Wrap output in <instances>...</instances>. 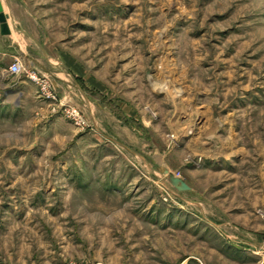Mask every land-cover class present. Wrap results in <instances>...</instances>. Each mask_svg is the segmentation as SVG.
<instances>
[{
    "label": "rangeland",
    "instance_id": "1",
    "mask_svg": "<svg viewBox=\"0 0 264 264\" xmlns=\"http://www.w3.org/2000/svg\"><path fill=\"white\" fill-rule=\"evenodd\" d=\"M12 1L116 126L0 111V264H264V0Z\"/></svg>",
    "mask_w": 264,
    "mask_h": 264
},
{
    "label": "crops",
    "instance_id": "2",
    "mask_svg": "<svg viewBox=\"0 0 264 264\" xmlns=\"http://www.w3.org/2000/svg\"><path fill=\"white\" fill-rule=\"evenodd\" d=\"M12 2L0 0L10 30L9 35L0 34V111H9L12 115L29 109L36 112L35 120L45 130L51 125L63 123L61 116L51 114L50 102L39 98L33 83L7 74V68L19 62L49 80L62 103L81 109L89 127L85 131L74 132L76 140L83 144L90 141L98 143L102 139L113 141L108 134L115 132V121L101 115H107V109L98 107L97 99L91 92L92 84L81 82V76L68 68L66 60L59 57V52H51L44 46L40 31L31 17L34 15L32 8Z\"/></svg>",
    "mask_w": 264,
    "mask_h": 264
},
{
    "label": "built area",
    "instance_id": "3",
    "mask_svg": "<svg viewBox=\"0 0 264 264\" xmlns=\"http://www.w3.org/2000/svg\"><path fill=\"white\" fill-rule=\"evenodd\" d=\"M7 74L12 77H23L33 83L37 88L39 98L49 101L51 104V114L60 115L69 121L73 126L87 130L88 123L79 109L62 103L54 93L49 80L40 76L36 71L23 67L19 62L12 63L6 70Z\"/></svg>",
    "mask_w": 264,
    "mask_h": 264
},
{
    "label": "water",
    "instance_id": "4",
    "mask_svg": "<svg viewBox=\"0 0 264 264\" xmlns=\"http://www.w3.org/2000/svg\"><path fill=\"white\" fill-rule=\"evenodd\" d=\"M10 33V30H9V27H8V24H7V18L5 16V14L3 13V8H2V5L0 3V34L5 36V35H9ZM178 180L176 179H173L171 180V182L173 183H177Z\"/></svg>",
    "mask_w": 264,
    "mask_h": 264
}]
</instances>
